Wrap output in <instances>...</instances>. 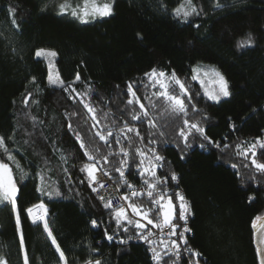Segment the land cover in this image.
<instances>
[{
	"label": "trees",
	"instance_id": "trees-1",
	"mask_svg": "<svg viewBox=\"0 0 264 264\" xmlns=\"http://www.w3.org/2000/svg\"><path fill=\"white\" fill-rule=\"evenodd\" d=\"M62 2L0 0V134L14 137L6 141L7 145L28 173L22 177L14 167L19 186L17 209L21 210L19 230L11 204L0 202V258L7 264H24L27 252L28 264H61L44 225L33 223L26 211L43 202L48 206L45 219L68 264H85L88 259H101L102 264H154L147 248L131 240L138 236L134 229L115 232L110 210L89 186L86 173L80 172L88 161L68 129V118L64 116L67 111L77 113L72 118L73 127L78 128L100 161L99 168L109 171L122 191L127 187L114 171L125 159L119 154L121 146L130 152L127 159L132 177L139 163L134 148L155 147L165 158L159 173L169 175L174 171L179 178L178 188L191 203L193 234L188 244L202 253L200 264H259L252 221L264 214V175L256 172L250 159L237 156L234 146L264 138V0H222L226 6L219 9L213 7L215 0H193L203 11L187 22L171 12L178 0H114L110 16L87 23L68 13L61 14L57 5ZM11 8L16 9L14 14ZM249 34L254 43L238 46ZM40 47L57 51V65L65 83L79 74L80 80L74 85L77 91L84 93L91 88L90 102L101 121L98 127L106 125L116 134L127 121L139 129L144 140L134 138L129 146L120 136L121 143L113 140L109 148L94 138L89 131L92 121L82 104L69 99L63 89L48 85L47 63L35 56ZM198 63L214 66L225 76L230 97L215 102L203 95L201 85L191 80L192 68ZM153 68L175 71L200 109L189 111V118L201 121L206 116L202 125L207 135L233 147L221 151L194 135L189 138L191 146L185 149L178 137L182 118L162 114V100L152 97L157 104L152 108L144 99L154 91L145 87L148 80L144 75ZM32 77H36L35 84L30 82ZM129 83L135 85L141 103L160 127L149 128L147 118L143 123L131 119L139 105L127 106ZM33 116L43 124L34 125ZM230 124H235V129ZM161 131L164 137L158 136ZM150 139L157 143L149 144ZM109 151L116 154L108 156L105 163L102 157ZM262 152L257 149L260 162H264ZM61 154L68 158L66 164L60 160ZM0 158L10 163L3 155ZM233 164L238 168H232ZM41 169L46 180L44 193L37 191ZM56 189L61 195L49 198L46 193ZM135 202L151 207L143 199ZM92 220L97 222L96 227ZM105 230L115 235L112 241L106 239ZM121 239L127 243L121 244ZM190 259V255L185 256L177 264H189ZM165 260L172 264L168 257Z\"/></svg>",
	"mask_w": 264,
	"mask_h": 264
},
{
	"label": "snow or ice",
	"instance_id": "snow-or-ice-1",
	"mask_svg": "<svg viewBox=\"0 0 264 264\" xmlns=\"http://www.w3.org/2000/svg\"><path fill=\"white\" fill-rule=\"evenodd\" d=\"M114 0H79V2L73 4L72 0H63L62 3L58 4L57 7L61 14L68 13L72 17L80 20L83 23L89 22L90 19H96L97 17H107L113 12ZM226 5L222 3V0H215L213 5L214 8H223ZM16 9L11 8L10 12L15 13ZM203 11L202 8H198L193 0H178V4L175 8L171 10L172 14L179 20L187 22L190 17L199 16ZM13 24L16 23L13 19ZM199 27V25H195ZM254 43L251 34H249L246 40L240 42L238 46L244 47L246 45H252ZM35 55L37 57H52L54 58L57 54L54 51L39 49L36 51ZM145 77H147L148 84L145 87H152L157 89L153 92L151 96L145 95L144 99L149 100L152 108H156L157 104L152 100V97H156L157 100H162L164 107L162 109V114L168 117L182 118L183 127L179 129L178 137L183 143L185 149L189 148L191 145L189 143V138L194 135H199L207 145L214 146L221 151H226L233 147L229 143H221V141H214L206 133L205 128L202 125V120L206 119V116L201 117V121H192L189 118V111L196 113L200 111L196 104L193 102V96L190 89L186 86L185 82L182 81L175 73L172 71L170 74L157 70L156 68L151 69L146 72ZM48 85L53 88L63 89L65 93H68V98L82 104L83 108L89 114L92 121L89 131L93 132V137H98L100 141H103L105 146L111 148L113 140L115 143L120 144L121 140L118 138L123 137L125 141L128 142L129 146L132 145L133 139L138 138L141 142L144 137L140 135L139 129L129 126L128 122L125 121L123 127L119 128L118 132L114 134L112 128L108 126H101L100 119L97 117V109L92 106L90 102L91 88L89 87L84 93L77 91L74 87L75 83L80 80L79 74L76 75L75 79L69 83H65L63 79L60 78L59 72H54V64L49 61V72L47 76ZM192 81H198L203 90V95L208 99L219 102L222 98H227L231 96L229 90V83L225 76L216 68L208 67L205 68L197 65L192 68ZM31 83H36V77L31 78ZM208 85H214L211 89ZM179 91L176 92V88ZM135 85L129 83L127 85V93L130 99L127 101V106H131L134 103L139 105V111L133 110L131 119L133 121H140L141 123L147 118L149 128L156 129L160 127L156 122V117L150 115L148 108L141 103V98L137 95L134 90ZM39 91V88L37 89ZM200 95V93H196ZM32 93H28V97H31ZM88 97L89 99H85ZM187 101V102H186ZM28 102L27 97L25 98V103ZM33 103H38V101H33ZM75 112H65L64 116L68 118V129L71 130L75 136L76 141L79 143V147L83 150V154L87 157L86 163L80 167L81 173H86V179L89 186L96 185L92 190L97 192L98 199L103 202V206L110 210L111 219L115 222L116 233L120 231L128 232L131 227L134 229L138 238L143 240L149 245L148 251L151 252V259L154 264H167L165 257L172 260V264L181 258V250L183 252L189 253L191 259L189 264H200V258L202 253L192 249L188 244V239L186 233H190L191 229L187 226L189 217L191 216V205L185 199V196L176 191L175 193H169L165 188V185L171 181L177 182L178 187V176L173 171L166 176H158L157 169L163 168V161L165 158L161 156L155 147H136L133 149L135 156L139 157V163L136 164V169L138 171L139 177L142 181L140 189H136V186L128 181L125 175L126 170H130L131 165L127 159L130 156V152L123 146L119 149V154H123L125 159L120 161V167L116 168L114 171L119 173V180L122 181V185L126 186L130 191L129 194L120 196V200L124 203L113 205L112 200L114 197L112 195L100 194L99 189L103 188L101 179L97 177V172L101 173V178L103 176H109L110 173L106 169L98 168L97 165L100 163L92 154L85 143L83 137L80 134L78 128L73 127L72 118L76 116ZM107 115V114H105ZM33 124L37 122L43 124V121H38L37 117H31ZM84 125L88 124L87 120L83 121ZM232 129H235V124H230ZM129 133H133V136H129ZM153 134L150 132L149 136ZM164 132H159V137H164ZM13 136H8L7 138L0 134V155L6 157L10 163L4 162L0 159V202H8L11 204L13 211L16 213V223L19 230L20 224V211L17 209V197L19 189L17 188L16 181L13 176V166L21 173L22 177H26L28 173L24 170L20 161L16 159V156L9 149L7 145V140H13ZM227 140V137L223 138ZM157 140L150 139L149 144L155 145ZM179 146V145H178ZM201 148L205 147V144L200 145ZM237 156L243 157L245 159H250L251 164L254 166L256 172L264 175V162H260L257 159V149L264 150V138L257 137L254 142H243L236 144L235 146ZM62 153V150H60ZM98 152L99 149L97 148ZM113 154L109 151L107 156L102 157L105 163L108 162V156ZM264 154V152H262ZM135 156H133V163H135ZM183 158V157H181ZM60 160L63 163H67L68 158L61 154ZM247 166V165H245ZM232 168L237 169L236 164L231 165ZM50 170V169H49ZM64 172L68 169L64 168ZM44 169L38 173L41 186L37 188V191L44 193L43 185L46 183L44 176ZM237 175H240L237 171ZM254 178V177H253ZM84 181H81L83 183ZM118 190V189H117ZM108 190H105L107 192ZM49 198L52 196H60L61 192L56 189L53 192L46 193ZM173 195L178 203L173 202ZM147 197L148 202L151 207H146L143 204L136 203L137 198ZM253 197H249L251 201ZM36 210V211H34ZM129 210L131 215H129ZM27 214L32 217L33 223L38 221L44 222V230L48 237L51 238L52 245L55 246L56 252L59 254V261L61 264H68L67 258L63 250H61L60 245L57 243L56 238L53 236L51 229L49 228L48 222L45 219L46 208L41 202L34 204L32 207L26 209ZM182 221L183 224L179 222ZM94 227L97 226L95 220L91 221ZM252 227L259 233V245L257 247V256L259 259V264H264V216H256L252 221ZM105 237L108 241H112L115 235H108L107 230H105ZM130 239V238H129ZM121 244H126L127 240L121 239L119 241ZM21 248H23V236L21 235ZM173 257L175 259H173ZM0 264H7V261L0 258ZM24 264H28L27 252L24 254ZM85 264H102L101 259H88Z\"/></svg>",
	"mask_w": 264,
	"mask_h": 264
},
{
	"label": "built area",
	"instance_id": "built-area-1",
	"mask_svg": "<svg viewBox=\"0 0 264 264\" xmlns=\"http://www.w3.org/2000/svg\"><path fill=\"white\" fill-rule=\"evenodd\" d=\"M97 167L99 168L98 165H97ZM108 172H109V171H108ZM109 173H110V172H109ZM125 175H126V178L128 179V181H129L130 183H132L133 185L136 186V189H140V188H141L142 181H141V179H140V177H139V174H138L137 169H136L135 172H134V177H136L135 179H133L134 177H132L131 175H129V170H126V171H125ZM157 175H158V176H161V177L166 176V174L161 175V173H159V169H157ZM97 177L101 179V183L103 184V188H100V189H99L100 194H104V195H112V196L114 197V199L112 200L113 205H118V204L124 203V202H122V201L119 199L120 196L125 195V194H129V195H130V191H131V190H129V189L127 188L126 191H122V190L120 189V187L114 183V181H113V179H112V177H111V174H110L109 176H103V177L101 178V173L98 171V172H97ZM176 185H177V182H176V181H171V180H169V182L165 185V188L169 191V193H175L176 191L181 192V193L185 196V199L190 203V200H189L188 197L186 196V194H185V192L183 191V189L178 188ZM91 187H92V188H93V187H96V185H92ZM117 189H118V190H117ZM105 190H108V191L105 192ZM94 193H95V195H96L97 198H98V194H97V192L94 191ZM172 198H173V202H174V203H178V202L176 201V198H175L174 195H173ZM137 199H143V200L148 201V198H147L146 196H145V197H141V198H137ZM100 202H102V201H100ZM102 203H103V202H102ZM190 205H191V203H190ZM191 213H192V209H191ZM129 215H131L130 210H129ZM191 215H192V214H191ZM190 218H191V216H190L189 219H188L187 226L191 229V232H190V233H186V237H187L188 241H189V239H190V236H192V234H193V232H192V228H191V226H190ZM179 223H180V224H183L182 221H180ZM131 240H132L133 242L141 243V244L144 245V246L147 248V250H148L149 245H148L147 243H145L143 240L139 239L138 236H136V237H132ZM192 249H193V248H192ZM148 252H149V251H148ZM149 254H150V256H152L151 252H149ZM188 255H190V254H189V253H186V252H183V250H181V258L176 262V264H177L178 262L183 261L184 258H185V256H188ZM173 259H175V258L173 257ZM170 260H171V259H170ZM171 263H172V260H171Z\"/></svg>",
	"mask_w": 264,
	"mask_h": 264
},
{
	"label": "rangeland",
	"instance_id": "rangeland-1",
	"mask_svg": "<svg viewBox=\"0 0 264 264\" xmlns=\"http://www.w3.org/2000/svg\"><path fill=\"white\" fill-rule=\"evenodd\" d=\"M72 2H73V4H75V3H77V2H79V0H72ZM91 20V19H90ZM39 49H46V50H50V51H54V52H56V54H57V51L55 50V49H53V48H47V47H40V48H38V49H36V51L37 50H39ZM36 53V52H35ZM36 56V55H35ZM37 57V56H36ZM37 58H41V59H43L46 63H47V67H48V72H49V61L51 60L52 61V63L54 64V72H56V71H58L59 72V75H60V78L61 79H63V77L61 76V74H60V71H59V68H58V65H57V55L54 57V58H52V57H44V56H41V57H37ZM197 65H199V66H201V67H203V68H205V70H207V68L208 67H214V66H211V65H209V64H205V63H198V64H196L195 66H197ZM194 66V67H195ZM215 68V67H214ZM170 74V73H169ZM64 80V79H63ZM48 81V80H47ZM198 84H199V82L198 81H196ZM200 85V84H199ZM208 87L211 89L212 87H214V85H208ZM178 91H179V88H178V86H177V88H176ZM158 90V88L157 89H154V91L153 92H155V91H157ZM154 97V96H153ZM154 99H156V97H154ZM159 101H161V100H158V102ZM1 159V158H0ZM10 164H11V162H10ZM14 167L15 166H13V172H14ZM13 176H14V174H13ZM14 179H15V181H16V178H15V176H14ZM16 184H17V188L19 189V186H18V183H17V181H16ZM43 203V202H42ZM44 204V203H43ZM45 205V204H44ZM45 208H46V210H48V206L47 205H45ZM46 217L48 216V213H47V211H46ZM31 217V216H30ZM31 219H32V217H31ZM38 222H41L43 225H44V223L42 222V221H38Z\"/></svg>",
	"mask_w": 264,
	"mask_h": 264
},
{
	"label": "water",
	"instance_id": "water-1",
	"mask_svg": "<svg viewBox=\"0 0 264 264\" xmlns=\"http://www.w3.org/2000/svg\"><path fill=\"white\" fill-rule=\"evenodd\" d=\"M262 216H264V214ZM253 240H254V245H255L256 249L258 246H261V245H259V233L257 230H254V229H253Z\"/></svg>",
	"mask_w": 264,
	"mask_h": 264
},
{
	"label": "crops",
	"instance_id": "crops-1",
	"mask_svg": "<svg viewBox=\"0 0 264 264\" xmlns=\"http://www.w3.org/2000/svg\"><path fill=\"white\" fill-rule=\"evenodd\" d=\"M31 218V217H30Z\"/></svg>",
	"mask_w": 264,
	"mask_h": 264
}]
</instances>
